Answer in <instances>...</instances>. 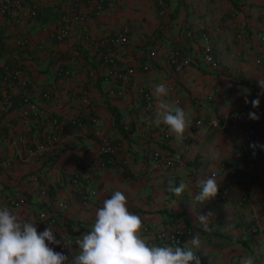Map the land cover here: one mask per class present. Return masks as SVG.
I'll list each match as a JSON object with an SVG mask.
<instances>
[{
    "label": "crops",
    "instance_id": "0c3cea01",
    "mask_svg": "<svg viewBox=\"0 0 264 264\" xmlns=\"http://www.w3.org/2000/svg\"><path fill=\"white\" fill-rule=\"evenodd\" d=\"M96 1L31 0L38 16L20 23L0 14V65L22 71V78L13 85L0 78V102L27 93L39 104L36 119L22 118L19 101L0 118V159L10 164L0 170V207H7L21 221L36 223L38 233L51 226L61 243L49 247L71 259L77 251L76 240L90 231L96 209L120 190L127 197L129 211L140 216L152 232L188 228L191 233L181 247H191V239L198 236L200 246L193 252L201 264H240L249 255L255 257L254 264H264V148L259 147L264 145V89L258 84L264 79L260 64L264 0H170L165 17L158 16L156 0H104L105 10L94 16ZM72 4L83 6L85 20L66 41L54 42L43 29L57 27L61 14ZM27 7L18 9L17 16ZM199 23L210 31L218 68L206 64L199 41L185 35ZM124 25L130 26L126 45L99 44ZM23 40L28 44L20 45ZM174 49L191 59L181 73L168 65ZM151 52L156 56L150 61V71L138 72L122 98L110 97L108 91L120 85L106 74L102 56L112 54L117 65L125 68L149 61ZM58 69H69L71 76H57ZM159 83L175 86L193 123L201 121L198 130L186 132L182 141L165 125L146 123L154 116L144 111L142 94H152L155 111L154 86ZM44 93L51 99L44 100ZM257 96L258 108L245 103V97L251 101ZM84 97L91 101L103 133L117 146L112 165L101 166L104 157L96 154L97 140L87 128L70 125V120H85L93 113L82 106ZM250 112L259 119H250ZM49 116L64 124L63 132L54 142H47L45 152L29 154L28 147L36 148L54 133ZM247 128L256 131V140L239 132ZM164 131L170 139H164ZM157 154L173 157L174 167L153 169ZM228 161L250 178L248 184L237 183L227 174L224 164ZM211 174H216L219 188L236 182L231 195L226 201H220L217 194L198 203L197 181ZM76 175L81 185L97 189L88 207H83L71 186ZM170 179L174 187L180 182L186 185L181 195L169 191ZM242 196L248 201L240 205ZM20 198L24 203L13 206L12 201ZM60 201L68 204L64 212L57 207ZM43 211L55 219L54 224L38 218ZM208 213H212L211 231L206 232L197 215ZM255 229L257 233H252ZM144 236L149 243L153 241L152 236Z\"/></svg>",
    "mask_w": 264,
    "mask_h": 264
},
{
    "label": "clouds",
    "instance_id": "9594fccd",
    "mask_svg": "<svg viewBox=\"0 0 264 264\" xmlns=\"http://www.w3.org/2000/svg\"><path fill=\"white\" fill-rule=\"evenodd\" d=\"M258 84L264 89V79L259 80ZM169 94V89L163 83L154 86L157 107L154 118H149L146 123L163 124L177 141H182L193 120L178 102L167 99ZM245 103L258 108L259 96L251 101L245 97ZM249 118L258 120L259 116L250 112ZM259 147L264 148V145ZM197 185L200 191L195 195V200L198 203L215 198L219 192L215 175L199 179ZM185 188L184 183L180 182L179 187H174L173 181L169 180V191L176 195H181ZM127 205L125 194L120 190L113 191L110 198L103 201V206L96 209L90 231L76 240L77 251L71 259L49 247L50 244L61 243L51 226L38 233L36 223L21 221L7 207H0V264H201L193 252L194 248L200 246L198 236L191 239V247H181L178 242L176 246L150 244L143 235L141 217L129 211ZM211 215H197L198 223L206 232L211 231ZM65 245L71 248L69 243ZM254 261L255 257L249 255L243 257L240 264H254Z\"/></svg>",
    "mask_w": 264,
    "mask_h": 264
},
{
    "label": "built area",
    "instance_id": "2783aa9c",
    "mask_svg": "<svg viewBox=\"0 0 264 264\" xmlns=\"http://www.w3.org/2000/svg\"><path fill=\"white\" fill-rule=\"evenodd\" d=\"M170 0H156V7L159 17H165L167 15L168 5ZM25 5H28L27 10H23L20 16H17L18 9H22ZM105 10L104 0H97L93 7L94 16H99ZM0 14L7 15L11 18L15 19L16 23H20L21 19H33L38 16V10L35 7L31 6V0H0ZM85 20V9L82 5L72 4L68 6L63 13L61 14L60 23L55 28H44L43 32H45L54 42L62 43L66 41L72 34L75 26L80 25ZM187 38H195L199 41L201 51H202V59L206 64H209L213 68L219 67V59L216 56L213 40L210 34V31L205 23H199L194 30H187L185 32ZM130 36V26L124 25L122 26L114 35L106 40L99 41V44L102 45H110L111 47H121L128 43ZM241 36L238 35V38ZM260 41L264 43V36L260 37ZM20 45H27L28 41L23 40L19 42ZM155 52H151L148 56L149 61H146L142 64L129 66V67H119L116 63V58L112 54H105L102 56L101 62L105 69V72L108 76L114 77L118 83L119 87L115 89H111L108 91V95L113 98H122L125 95V91L127 86L130 84L133 77L138 72L147 73L150 71V61L155 58ZM191 64V59L185 56L180 50H171L170 56L168 58V65L171 67L173 72L181 73L185 68L189 67ZM260 64L264 66V58L260 59ZM57 76L59 77H70L71 71L69 69H58ZM0 78L7 84L13 85L18 82L22 78V71L18 68H9L0 65ZM164 84V83H163ZM169 93L172 96L171 102H178L179 106L186 108L180 99L175 93V86L166 85ZM42 98L44 100L51 99V95L49 93L42 94ZM142 102L143 109L147 113V115L152 116L154 113V100L152 94L148 91L143 92L142 94ZM81 104L84 108H89L93 111L92 114L88 116L85 120L80 119H72L70 120V125L75 129H84L87 128L91 134L94 136L95 140H97L96 146V154L99 157H104L103 161L100 162L102 167H106L112 165L114 161V157L116 154L117 146L111 142V140L103 133L99 117L96 114V111L91 103V101L84 97L81 99ZM151 105V107H150ZM13 106V98L7 96L4 101L0 102V118L3 117L5 113H7ZM20 113L22 118L24 119H36L39 116V104L34 101L30 95L27 93H23L20 98ZM240 122H242L241 117L238 118ZM47 122L50 124L52 128H54V133L51 136L46 137L45 142L39 143L36 148L28 147V153L33 154L35 152H45L47 150V142H54L57 140V134L63 132L64 124H62L59 119L55 117H48ZM201 126V121H196L192 124L190 131L194 132L198 130ZM129 131L128 126L124 127ZM130 132V131H129ZM248 139L256 140L258 138L256 131L250 128H247L246 131L242 132ZM131 133H134L133 131ZM164 139H170V133L168 131H164L163 133ZM153 169L155 170H165L171 169L174 167L175 160L173 157H164L161 155H154L153 157ZM250 163H253V155H250ZM80 162L77 161V164ZM10 166L7 160L0 159V170L8 169ZM224 170L227 174L235 179L237 183L248 184L250 182V178L244 173L241 172L232 162L228 161L224 164ZM215 175L216 174H211ZM36 180V178H34ZM234 182V181H233ZM233 182H229L227 184L222 185L219 188L218 198L220 201H226L231 195V189L233 188ZM236 183V182H234ZM71 186L76 190L81 204L83 207H88L91 204V201L97 195L96 188H86L81 185L79 175H76L71 180ZM41 195H45V191H41ZM24 199L20 198L17 201H12V205L15 207H19L24 203ZM248 198L246 196H242L239 198V204L247 203ZM57 207L60 211H66L68 209V204L65 201L57 202ZM38 218L41 221L47 222L48 224H54L55 219L51 217L47 212L43 211L38 214ZM191 233L188 228L178 227L171 230H162L152 232L150 227L144 226L143 235L152 236V242L150 244H155L157 246L164 245H173L176 246L177 242L179 246H182L185 238ZM252 233H257V230H252ZM78 247V246H77ZM261 252L264 256V243L261 244Z\"/></svg>",
    "mask_w": 264,
    "mask_h": 264
},
{
    "label": "trees",
    "instance_id": "16d2710c",
    "mask_svg": "<svg viewBox=\"0 0 264 264\" xmlns=\"http://www.w3.org/2000/svg\"><path fill=\"white\" fill-rule=\"evenodd\" d=\"M20 98H21V95L19 96V98L13 100V106H12V107H14V106L16 105L15 103H16L17 101H19V103H20Z\"/></svg>",
    "mask_w": 264,
    "mask_h": 264
}]
</instances>
